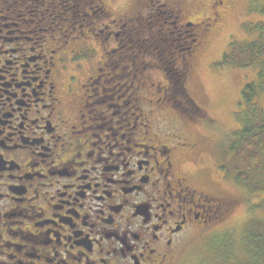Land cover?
Instances as JSON below:
<instances>
[{
    "label": "flooded vegetation",
    "instance_id": "af4514ba",
    "mask_svg": "<svg viewBox=\"0 0 264 264\" xmlns=\"http://www.w3.org/2000/svg\"><path fill=\"white\" fill-rule=\"evenodd\" d=\"M190 2L0 0V264H187L228 217Z\"/></svg>",
    "mask_w": 264,
    "mask_h": 264
},
{
    "label": "rangeland",
    "instance_id": "374dc122",
    "mask_svg": "<svg viewBox=\"0 0 264 264\" xmlns=\"http://www.w3.org/2000/svg\"><path fill=\"white\" fill-rule=\"evenodd\" d=\"M105 1L110 6H124L128 3V0ZM218 1L190 2L192 11L196 7V17L209 15L211 6H215L221 15V20L215 25L213 32L211 31L208 45L199 58L192 90L198 103L219 126L214 136L206 132L211 142L214 137L218 142L216 148H207L205 151L208 157L206 164L210 166L208 172L212 178L218 180L221 194L234 199V205L228 217L216 225L212 233L207 232L205 236H200L191 243L185 260L187 264H253L251 254L257 249L251 248L247 239L253 236L263 238L257 226L264 213L251 208L258 194L251 195L244 182L235 180V174L247 171L248 156L237 157L226 155L225 152H228L229 144L235 140L234 133L242 125L238 116L246 113L245 107L241 108L239 105L243 88L252 82L262 84L264 80L260 79V70L257 67L219 63L223 55L231 50L233 43L256 40L264 33V0H223V5L218 4ZM28 29L34 27L29 26ZM263 92L255 96L259 106L257 113L264 112ZM201 159L205 160V153ZM233 169L237 173L234 174ZM253 172L256 175L257 169L253 168ZM259 196H264V192Z\"/></svg>",
    "mask_w": 264,
    "mask_h": 264
},
{
    "label": "trees",
    "instance_id": "16d2710c",
    "mask_svg": "<svg viewBox=\"0 0 264 264\" xmlns=\"http://www.w3.org/2000/svg\"><path fill=\"white\" fill-rule=\"evenodd\" d=\"M219 64L257 67L260 70V79L264 80V33H261L256 40L233 43L231 50L223 55ZM259 83L246 84L241 92L239 105L241 108L245 107L246 113H242V115H246L244 117L238 116L242 125L240 130L234 133L235 140L229 144L228 152L225 154L236 155L237 157L248 156L246 157L248 160L247 171L237 173L233 169L234 174L237 173L235 180L244 182L251 195L258 194V198L251 208L264 213V196H259L260 193L264 192V112L257 113L259 106L256 103L257 97H255L264 91V83ZM253 168L257 169L256 175ZM258 229L263 238L253 236V238L247 239V243L251 245V248L257 249L255 252L259 249V252H252L251 254L253 264H264V217L261 218L257 226ZM246 246L249 249L248 245Z\"/></svg>",
    "mask_w": 264,
    "mask_h": 264
}]
</instances>
